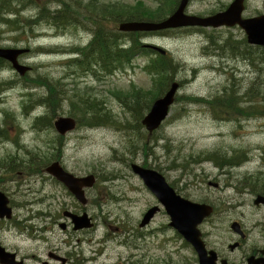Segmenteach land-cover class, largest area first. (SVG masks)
<instances>
[{"label": "rangeland", "instance_id": "rangeland-1", "mask_svg": "<svg viewBox=\"0 0 264 264\" xmlns=\"http://www.w3.org/2000/svg\"><path fill=\"white\" fill-rule=\"evenodd\" d=\"M34 1L40 7L46 5L54 9L49 0ZM80 1L88 10L87 17L100 24L104 17L109 20L110 13L125 12L139 4L155 8L163 0ZM174 1L166 0L165 8ZM232 1L189 0L185 13L210 16L224 11ZM35 10L34 7L22 9L20 18H29ZM261 14H264V0H245L244 18ZM113 24L117 23H108ZM141 33L145 34L141 39L142 47H160L178 64L173 72V81L179 84L175 103L160 128L150 136L140 123L144 115L133 119L121 99L133 90L154 94V85L145 72L152 56H138L112 75L104 76L98 67L83 71L68 65L76 56H65L66 51L85 45L91 37L80 27L74 25L57 31L40 24L19 36L0 27V48L27 47L32 51L18 59L20 64L31 67L23 77L10 67L0 71V82L16 83L0 95V129L8 132L6 138L0 139V159L15 155L23 163L17 169L12 164L0 169V191L8 197L13 215L11 220H0V246L15 253L23 264H59L48 256L54 251L62 257L72 254L71 264H193L190 246L168 226L167 214L141 179L132 173L131 164L156 170L177 195L212 206L225 215L226 222L240 214H255L249 216L251 221L262 219L264 211L253 208L245 193L264 195V163L261 161L264 115L250 119L235 115L234 120H226L228 117L223 111L222 118L215 119L201 103H190L185 98L211 100L224 96L222 90L226 85L242 93L255 78L259 83L264 82V49L249 46L238 27H182ZM14 38L18 41H13ZM231 39L243 42L238 46L237 57L226 48V40ZM39 47L54 51L39 54L35 50ZM245 56L250 64L242 59ZM38 79L41 84L46 80L48 89L43 85L31 89V83ZM54 82H59L69 98L86 100L89 106L103 105L113 122L97 125L95 111L78 119V110L70 111L66 101L52 122L61 116L73 118L77 124L73 131L59 136L53 126L35 128L34 121L45 109L33 108L25 113L27 94L43 96L53 88ZM26 85L30 88H25ZM120 94L122 98H118ZM3 111L11 115L6 122ZM136 120L144 135L141 140L137 139L133 128ZM103 121L102 118L100 123L106 124ZM59 137L62 149L56 148ZM234 153L247 160L237 166H219L220 160ZM30 154H37L38 158L28 163ZM53 162L76 177H95L93 187L84 190L85 205L44 172ZM210 182L218 183V187ZM243 190L246 192H241ZM156 205L160 212L148 226L141 228L143 216ZM67 212L77 216L86 214L92 218L94 227L73 230L71 220L64 216ZM218 234L212 232L210 242L225 248L229 236L221 233L218 240ZM252 237L256 239L258 234L253 233Z\"/></svg>", "mask_w": 264, "mask_h": 264}, {"label": "trees", "instance_id": "trees-1", "mask_svg": "<svg viewBox=\"0 0 264 264\" xmlns=\"http://www.w3.org/2000/svg\"><path fill=\"white\" fill-rule=\"evenodd\" d=\"M54 9L51 10L46 5L38 6L34 0H0V27L12 30L18 34L27 32L35 26L45 24L49 27H53L57 31H63L70 26H77L88 32L91 36L89 43L82 47L77 46L70 49V52L76 56L70 59L68 65H74L76 69L88 71L91 68L98 67L100 73L105 75H112L118 69L123 68L128 63L138 56H152L149 62L145 66V72L151 78V84L154 85V94L149 92L141 93L139 91H131L130 94H125L121 99L123 107L132 115L133 119L136 117L140 119L151 107L153 101L168 89L169 84L173 82V72L176 70L178 64H176L168 55L161 56L154 51L142 47L141 39L145 35L144 33H120L117 31L116 26L121 22L131 21H149L158 22L166 18L173 12L178 0H175L172 6L165 8L166 0L160 1L155 8H148L144 5H135L133 8H128L125 12L110 13L109 20L105 17L100 24L95 21H91L88 10L82 4L80 0H66L65 2H58V0H49ZM139 3V2H138ZM34 7L35 13L29 18L21 19L22 9ZM84 22H87L93 29L88 28ZM117 24L108 25V23ZM35 37V35H34ZM125 38V39H124ZM2 38H0V42ZM13 41H18L14 38ZM243 42H237L234 40H226V48L228 47L234 57L238 56V46ZM218 45V44H213ZM6 48V47H4ZM29 49V48H28ZM264 49V48H263ZM39 54H49L54 49L48 48H36ZM32 51L30 52V54ZM249 64L250 59L245 56L242 58ZM10 64L0 59V71L10 69ZM40 79L36 83H31V89L35 86L43 85L47 89L49 86L41 84ZM255 78L250 83L247 90L240 93L234 86L226 85V89L222 90L224 96H216L213 99H193L192 97H186L185 100H189L190 103H201L212 114L215 119H221L223 111H226V120H234L235 115L240 116L242 119L255 118L257 115H264V82H258ZM53 88L43 96L36 97L35 94L28 92L27 96L28 104L23 106L25 113L30 112L33 108H44L45 112L40 113V116L36 118L33 126L37 129L42 127L51 128L52 118L54 115L59 114L61 106L66 101L69 102L70 111L72 108L78 110L77 118L86 116L95 111L98 122L97 125H108L113 122V118L109 111L105 109L103 105L95 107L89 106L86 100L77 101L76 99L69 98L65 92L61 90L59 82H54ZM248 84V83H247ZM16 86L13 81H1L0 82V94L8 89ZM230 86V87H228ZM134 89V86H131ZM246 87V86H245ZM244 87V88H245ZM25 88H30L25 86ZM243 88V90H244ZM118 98H122L121 94L117 95ZM129 97V98H128ZM225 97V98H224ZM132 99V100H129ZM181 99V98H180ZM126 102L127 104H125ZM1 104V100H0ZM27 111V112H26ZM95 114H93L94 116ZM4 122L11 119V115L3 111ZM103 118L101 124L100 121ZM136 125H133L134 130L137 132V139L141 140L144 135L140 132L138 126L139 121L136 120ZM89 125V124H88ZM129 128V126H128ZM131 129V128H130ZM8 132L5 129H0V139L6 138ZM62 138H57L56 148L62 149ZM135 149L139 151V147L135 146ZM59 152V151H57ZM145 152V151H143ZM238 153L227 157L224 160L219 161V166H237L242 160V157H237ZM210 157V156H208ZM34 158H38L37 154H30L28 163ZM217 161V159H214ZM261 161L264 163V149L261 154ZM12 164L17 168H20L23 163L15 155L13 157H5L0 159V169L4 168V165ZM39 169H37L38 171ZM30 170L29 172H32Z\"/></svg>", "mask_w": 264, "mask_h": 264}, {"label": "water", "instance_id": "water-1", "mask_svg": "<svg viewBox=\"0 0 264 264\" xmlns=\"http://www.w3.org/2000/svg\"><path fill=\"white\" fill-rule=\"evenodd\" d=\"M189 0H181L175 11L166 19L159 22H121L117 29L123 33L136 32H157L166 29H177L182 27H239L246 37V42L251 46L264 48V14L243 18L245 9V0H233L222 12H217L206 17L188 15L185 13ZM144 47L165 55V51L157 46L145 45ZM27 48H0V59L8 61L12 69L23 77L30 71V67L18 62V58L27 54ZM179 84L173 81L169 89L163 96L153 101L150 110L141 120V125L151 135L159 129L162 123L169 115L171 106L175 102ZM76 123L70 117H57L53 122V128L59 136H64L73 131ZM130 169L133 174L141 179L143 185L153 194L158 204L164 209L169 218V227H171L182 239L188 243L196 252L199 264H215V257L206 256L203 243L200 239L198 225L208 218L213 212L210 205L203 203L191 202L177 195L168 185L162 174L156 170L144 168L138 164H131ZM44 172L53 177L57 182L62 183L73 197L82 205H85L84 190L91 189L95 184V177L92 175L86 177H76L71 173L64 171L58 162L51 163ZM255 205H264V196H257L254 200ZM160 211L156 205L150 208L143 216L140 227H145L150 223L153 217ZM72 224L73 230L90 229L93 224L91 219L86 215L77 216L72 213H65ZM12 218V209L9 206V200L4 193L0 192V220H10ZM64 263V259L56 257ZM0 264H23L16 259V254L6 251L0 247ZM46 264V263H44ZM221 264H227L222 262Z\"/></svg>", "mask_w": 264, "mask_h": 264}, {"label": "flooded vegetation", "instance_id": "flooded-vegetation-1", "mask_svg": "<svg viewBox=\"0 0 264 264\" xmlns=\"http://www.w3.org/2000/svg\"><path fill=\"white\" fill-rule=\"evenodd\" d=\"M28 55H24V57ZM210 185H213L215 188L218 187V183L210 182ZM241 192L245 193L246 190ZM245 195L250 197V204L252 203L253 208L264 211V205L254 204V199L258 195L251 194L249 191H247ZM254 215L255 214H240V217L226 222V218H224L225 215L214 209V212L210 215V217L204 219L198 226L200 239L203 243L206 256L208 258L214 256L215 264H221L222 262H227L228 264H264V214L261 220L251 221L249 216ZM214 231L220 234L225 233L229 236L227 242H223L225 244V248H219L215 244H211L210 237ZM253 233L258 234L256 239L252 237ZM220 234H218V240H220ZM190 248L193 252V264H199L197 254L192 247ZM54 252L56 253V251ZM55 253H49L48 256L51 260L59 264H71V259L73 258L72 254H65L62 257ZM57 256L63 258L65 260L64 263L57 260ZM46 264L48 263L46 262Z\"/></svg>", "mask_w": 264, "mask_h": 264}]
</instances>
